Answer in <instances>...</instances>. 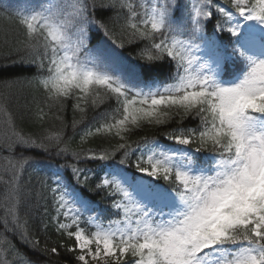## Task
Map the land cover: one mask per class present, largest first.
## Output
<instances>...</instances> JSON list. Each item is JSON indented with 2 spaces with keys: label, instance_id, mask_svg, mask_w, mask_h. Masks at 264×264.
I'll use <instances>...</instances> for the list:
<instances>
[{
  "label": "snow or ice",
  "instance_id": "obj_1",
  "mask_svg": "<svg viewBox=\"0 0 264 264\" xmlns=\"http://www.w3.org/2000/svg\"><path fill=\"white\" fill-rule=\"evenodd\" d=\"M25 4L8 14L23 39L0 75L29 72L12 83L35 85L57 120L71 101L74 132L89 120L82 141L117 143L71 151L63 128L33 138L6 122L0 264H41L9 233L39 256L65 247L36 238L20 217L31 195L20 183L26 168L41 177L40 199L50 196L75 264H264V0ZM45 115L37 106L34 118ZM145 128L158 133L130 141ZM44 154L55 162H41ZM90 177L110 209L85 195Z\"/></svg>",
  "mask_w": 264,
  "mask_h": 264
},
{
  "label": "trees",
  "instance_id": "obj_2",
  "mask_svg": "<svg viewBox=\"0 0 264 264\" xmlns=\"http://www.w3.org/2000/svg\"><path fill=\"white\" fill-rule=\"evenodd\" d=\"M5 5L10 7L5 8ZM25 0H0V61L13 47L14 42H18L23 39V30L13 20L8 19V14L14 12L17 7H25ZM7 35L8 43L5 44V37ZM128 46L126 45V48ZM127 54V52H125ZM134 54V53H133ZM29 72L22 69H13L12 71L0 75V106H3L7 110V115L0 112V142L5 139V134L11 132V129L7 126V121H11L14 124L17 131L22 132L25 135L36 138L38 136L47 135L48 133L57 132L63 128L65 139L69 142L71 151H80L93 149L101 150L114 147L117 143L116 139L106 138L102 136H90L81 140L86 126L89 120H85L76 126L75 132L72 127L73 119H80L79 113H73L71 107V101L62 113V120L54 118V111H49L44 106V96L41 90H38L35 85H30L24 82L12 83L17 76H28ZM5 81L10 83L6 86ZM37 106L43 107L46 113L43 121H37L34 118V113L37 110ZM101 106L100 111H103ZM95 113L89 112V119ZM188 127L195 126L193 122L185 121ZM176 125L170 124L167 127H175ZM158 133L157 128H145L137 131L130 136V141L139 140L143 136H153ZM7 153H0V157L6 156ZM43 163H54L55 158L44 154L39 157ZM5 161L0 158V215H3V205L7 202L9 194V186L5 183L8 180V174L4 171ZM21 186L31 195L20 203L19 214L22 220H27L29 229L33 236L36 238L47 239L49 246H59L64 244L65 247H58V256H39L32 253L30 249L23 244L18 236L13 237L9 233V239L13 242L15 247L19 250L22 256H27L32 259L39 258L41 264H48L51 260L52 264H75L73 254L66 251V247L71 245L72 241H68L66 238L59 236L50 217L54 215V209L51 206L50 196L47 200L40 199V193L43 191L47 195L46 189L42 188L41 177L36 174L32 168H26L20 178ZM95 178L90 177L89 187L85 189V195L93 198L96 204L101 210H108L111 208V202L109 199L102 198L95 194L94 191ZM45 205L47 207L45 208ZM44 224H48L47 230L44 229Z\"/></svg>",
  "mask_w": 264,
  "mask_h": 264
}]
</instances>
